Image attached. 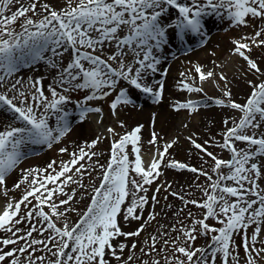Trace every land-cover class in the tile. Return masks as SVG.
<instances>
[{"label":"snow or ice","instance_id":"1","mask_svg":"<svg viewBox=\"0 0 264 264\" xmlns=\"http://www.w3.org/2000/svg\"><path fill=\"white\" fill-rule=\"evenodd\" d=\"M212 17L228 24L226 32L238 30L228 36L223 60L218 46H209ZM190 35L200 37L197 47L206 49L211 67L189 58L176 87L204 95L169 108L186 110L181 128L189 127L206 106L210 82L220 93L212 103L238 115L225 113L219 134L202 142L198 131L186 136L197 166L169 151L180 136L162 139L153 112L148 143L155 153L146 164L145 125L129 128L119 118L118 106L135 103L120 85L159 104L165 80L150 83L149 73L166 76L171 37L183 42ZM41 61L44 75H19ZM241 82L237 99L233 86ZM72 92L82 93L75 100L80 121L95 113L103 124V107L88 102L107 100L126 130L108 124L79 144L68 141L70 151L64 140L72 130ZM105 139L110 144L100 149ZM54 143L59 162L54 156L20 167L30 145ZM165 168L205 177L186 185L201 198L160 179ZM10 182L11 189L23 187L18 198L8 195ZM0 191V264H264V0H0ZM161 192L165 203L157 209ZM152 221L156 229L139 239ZM198 237L206 242L197 244Z\"/></svg>","mask_w":264,"mask_h":264},{"label":"rangeland","instance_id":"2","mask_svg":"<svg viewBox=\"0 0 264 264\" xmlns=\"http://www.w3.org/2000/svg\"><path fill=\"white\" fill-rule=\"evenodd\" d=\"M217 18L212 17L211 19L208 20V24H207V29L209 31V36L208 39L210 40L213 36L217 35L221 25H226L228 26V24L226 22H220L218 19L217 21L215 20ZM213 20V21H212ZM234 33H236V35L238 34V30L236 29H231ZM251 29H249L250 31ZM177 39V37L173 36L171 37L172 43H170V47H176V45L178 44H183V42L180 41V43H178V39L177 42L174 40ZM187 41L190 40V42L192 43L191 47L194 49V51L199 50L200 48H204V47H197L198 41L200 40L199 36L196 35H190L187 39ZM169 48L165 51V56L167 57V59L170 57L169 53H168ZM191 52L189 53L186 49V51H182V52H176L174 53V57L175 59L173 61H175L176 59H178V57L181 54H192L194 53ZM226 56V52H224L223 54H221V56H219V58L221 60H223ZM203 63L207 64L208 67L211 66V64L209 63L208 60L203 61ZM47 72L46 66L45 64L41 61L38 62L34 65H31L30 67H23L19 73V75H23V76H32V75H44ZM150 77V75H149ZM152 77H150L151 80ZM51 80L46 79L45 80V84L50 83ZM150 82V81H149ZM207 84H210L207 83ZM120 86H124L127 87L129 89V95H131L133 97L134 100V105H128L126 107H120L118 106V111L120 113L119 118L120 119H124L126 118V123L128 125L129 128L134 127L138 121L137 119H133V117L129 116L130 114L127 112L128 107L131 108H135L137 107V99L140 96H145L146 94L143 93L141 90L139 89H135L134 87L127 85L125 82H122ZM240 89L239 92L235 94V98L240 99L241 98V93H242V89L245 88V86L243 84L239 85ZM118 92V88L116 90ZM172 94L174 95V100H186L189 98H193L194 92L189 94L188 92L184 91L181 93H175L172 92ZM72 97L73 100L72 102H70L67 105L68 110L70 111V116L69 119L71 121L72 124V131H74L76 128V131H78V128L81 127V130H83V134L82 132H80V134H73V136L71 137H66V139L64 140V144H66L69 147V150L71 151L73 146L72 144L68 143V141H75L76 144L81 143V141L85 138H91L92 136L96 135V134H102L104 127L107 126L108 124H111L113 127L116 128V130L118 132H123L126 129L121 128L119 125H117L116 123V117H113L111 115L110 109H109V104L107 102V100H94V101H89L88 103L90 104H100L103 109H104V120H103V124H98L97 121L99 120V116L95 113L92 114H88L87 117L88 119H85L84 121H80L79 117H78V109L75 106V100L79 99L80 96L82 95L81 92H72ZM114 98V97H109V99ZM201 108H199L198 110H200ZM172 119H170L165 126H163L162 130H161V134H162V139H171L173 135H177L179 134L178 132H182V134H179L180 136V140L179 142L173 146L169 151L171 153H173L176 158L184 160V161H190L191 163L200 166V161L197 158L196 155V150L194 148H192V150H189V144L188 141L186 140V136L191 134V132L193 130L197 131L199 129V133H200V139L201 142L204 139L209 138V133L213 134V135H218L220 129L222 128V114L220 113H215L212 116H210L209 118H203L201 117V115L194 114L191 115L190 117V125L187 128H181V123L188 120L189 119V114L187 113L186 110H180V111H173L172 110ZM231 115V114H229ZM238 114H234L232 116H237ZM203 116V115H202ZM124 117V118H122ZM174 117V118H173ZM210 121H215V123H210ZM52 126H55V119L52 118ZM90 123V124H89ZM192 124H196V129H194V127H192ZM178 129L179 131L175 130ZM70 132V133H71ZM141 136H142V144H141V154H145L150 148H154L155 146L153 145H149L148 140L150 139V136H148L146 133L142 132L141 130ZM118 138V137H117ZM64 144H60L59 146H64ZM110 144V141L108 139L103 140L98 147L100 149H104L106 147H108ZM57 146V144L54 143V147L52 149H49L46 145H30L26 151V155L25 158L21 161L20 167L21 165L24 163V161L31 159V158H36L38 159V161H36V163H32L30 165L33 164H40L43 165L46 161L52 159L54 156L57 160V162H59V160L61 159V155L59 153L55 152V147ZM241 147H243V145H240ZM129 149V159L134 160L135 156L134 154L131 153V145L129 144L128 146ZM214 151L218 152L221 155L227 156L228 154L226 152H220L219 149H213ZM63 158L67 159L68 155L67 154H63ZM29 165V166H30ZM26 168V167H24ZM19 173V169H17L15 171V175H18ZM168 179L173 181L174 187L176 190L178 191H184L189 193V198H192L193 196L196 198H201V194L199 191L195 190L194 188L189 190V188L186 185H191V184H202L205 181V177L203 176H199L197 178V176L193 173H191L190 171L187 170H181V171H176L170 168H165L164 169V173L162 174V176L160 177V179ZM155 183V182H154ZM11 182L9 183V196H15V197H19L20 192L23 191V187H21L20 189H11L10 186ZM164 193L161 192L159 195V199H160V204L157 205V209H159L160 207L163 206V204L165 203L164 199H163ZM5 200V197L3 196L2 191H0V203L3 205ZM168 202L170 203H174L177 206H179V201L177 200L176 197H172L169 196L168 197ZM81 207H83V202H81ZM193 206L192 205H188V209H192ZM199 211V210H197ZM157 220L163 221V217H157ZM212 223H215V221H211ZM156 229V221H152L148 231L145 232L141 237H139V239H143V236L148 235L151 231ZM135 238V237H134ZM206 240L204 237H198L196 243L197 244H201V243H205Z\"/></svg>","mask_w":264,"mask_h":264},{"label":"bare ground","instance_id":"3","mask_svg":"<svg viewBox=\"0 0 264 264\" xmlns=\"http://www.w3.org/2000/svg\"><path fill=\"white\" fill-rule=\"evenodd\" d=\"M217 21V19H215ZM213 21V20H212ZM228 28L226 25H221L220 30L217 35L213 36L209 41V46H218L217 47V52L218 56H221L225 52V49L228 46V36L229 35H236L232 30L230 31H225V29ZM178 39V38H177ZM177 39H174L177 42ZM179 40V39H178ZM180 43V40L178 41ZM192 43L190 40H185L183 44H178L176 47L171 48L170 44L168 45V53H169V58L166 60H162V67H169V72L165 76L162 72L158 73H149L151 82L159 80L163 78L165 80V93H164V100L161 101L159 104L155 103L153 99L151 98L150 95L146 94L145 96H140L137 99V107L131 108L128 107L127 112L130 114L129 116L133 117V119H137L138 123H142L145 125V127L142 129V132L146 133L148 136H150L151 130H152V123H151V116L153 112H156L159 114V119L156 124V129L158 131H161L163 126L172 119V110L169 108V105L173 103L174 100V95L172 92L175 93H181L184 92V90L179 89L176 87L177 82L182 79V77L179 76V72L187 68V64L185 63L189 58L192 60L199 59L200 62L203 63L205 60H210L212 59L211 57L206 55V49L205 48H200L197 51H194V53L190 54H181L178 59L173 61L174 53L176 52H182L186 51L188 46H191ZM173 59V60H172ZM211 67V66H210ZM240 84H243L242 82ZM239 84V85H240ZM239 85H234L233 86V91L236 93L239 92ZM205 92L207 93V100H206V106L204 104L201 105V109L197 110L196 114L198 113L201 115L203 118H209L215 113H220L222 114V117L224 116L225 113L234 115L235 113L232 112L230 109H221L217 106H215L212 103L211 97L219 95V90L212 84H205ZM203 93H196L194 92L193 98L192 99H197L200 96H203ZM183 100V99H181ZM120 115V113H119ZM203 115V116H202ZM124 118V117H122ZM174 118V117H173ZM88 119V117L86 118ZM126 120V118H124ZM90 124V123H89ZM196 124H192V127L196 129ZM77 129V128H76ZM72 131L71 133H68L67 137L73 136V134H82L84 133L83 130H81V127L78 128V131ZM179 131L178 129H175ZM199 132V129L197 130ZM179 134H182V132H178ZM174 136V135H173ZM172 136V137H173ZM155 153L154 148H150L144 155L142 154L143 160L147 164L150 162L152 155ZM38 159L36 158H31L26 161L21 165V167H28L32 163H36ZM3 205L0 203V207Z\"/></svg>","mask_w":264,"mask_h":264}]
</instances>
